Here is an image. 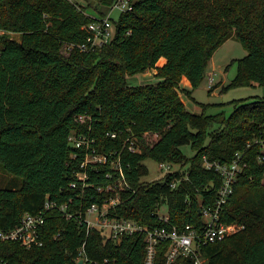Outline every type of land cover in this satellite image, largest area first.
<instances>
[{"label":"trees","instance_id":"16d2710c","mask_svg":"<svg viewBox=\"0 0 264 264\" xmlns=\"http://www.w3.org/2000/svg\"><path fill=\"white\" fill-rule=\"evenodd\" d=\"M95 1L0 0V169L21 180L0 188V231L15 228L26 213L45 216L41 245L0 241V264H78L83 244L85 264H145L144 234L114 243L73 216L44 210L50 200L65 205V213L84 214L113 195L95 192L109 183L106 165L86 170L81 197V182L70 188L84 156L70 145L71 136L94 140L98 154L118 152L124 138H137L139 152L122 153L131 191L109 216L148 229L200 227V207L215 202L221 184L204 160L229 164L239 153L246 168L221 219L242 229L201 247L200 257L203 264H264V159L259 146L247 148L264 131V98L235 103L225 118L190 113L180 97L182 78L196 89L215 50L232 36L247 54L234 61L236 75L225 89L264 86V0H128L131 9L120 13L112 41L81 52L77 46L94 20L86 11L105 16L116 0ZM151 70L157 83L127 85L128 77ZM184 145L194 152L189 159L180 151ZM145 160L188 167L186 174L144 183ZM173 180H180L174 189ZM162 206L168 223L156 214ZM166 248L158 246L152 264H166ZM170 264L196 263L179 257Z\"/></svg>","mask_w":264,"mask_h":264},{"label":"built area","instance_id":"2783aa9c","mask_svg":"<svg viewBox=\"0 0 264 264\" xmlns=\"http://www.w3.org/2000/svg\"><path fill=\"white\" fill-rule=\"evenodd\" d=\"M117 8L121 12L131 9L128 0H116L109 11ZM109 13V12H108ZM108 13L105 16L93 17V21L87 25L89 36L85 42L78 45L81 52H93L99 48L108 45L114 37V25L109 18ZM211 82V80H210ZM84 117H79V121L83 122ZM115 134H111V138H115ZM70 145L84 150L83 160L79 167L81 170L75 174V180L71 182L70 188L75 189L77 183L81 182V190L77 196L81 197L87 187V169L97 171L99 166H108L109 170L105 177L109 179V183L105 187H97V193H112L108 198H103L100 202H93L85 209L84 214L81 209L75 211L73 214L65 213V205L57 206L54 201L46 200L44 203V210L56 209L66 218L75 217L77 220L85 223L87 230L96 229L102 231L106 237L118 243L125 236H132L136 233L144 234L145 237V264H152L157 248L163 243H167V248L164 254L166 264L174 262L179 257H193L196 264H203L200 257V248L209 244H214L224 240L225 238L236 234L242 229V226L237 224H225L222 222L221 214L224 205L233 194L235 185L238 181L239 175L246 168V162L243 161L242 155L235 154V159L229 164H220L217 162H207L204 160L203 166L208 170H214L221 178V184L218 188L216 200L207 206L200 207V214L202 218V225L196 227L194 225H185L182 229H177L174 226L148 229L140 226L133 220L117 219L109 216L112 209L122 202L121 194L131 191V186L127 182L125 169L129 168L128 163L122 162V153L127 151L129 153L139 152V145L137 138H124L122 149L120 151L109 152L108 154H98L94 148V140L84 136H71L69 138ZM260 147L259 160L264 159V131L251 142L247 143V148L252 145ZM158 169L162 174H174L177 171L186 174V170L175 169L174 164L157 163ZM184 175L183 179L186 180ZM180 180H173L170 183L172 189L176 188ZM95 196H91L93 200ZM72 202V200H69ZM81 206V205H80ZM158 219L164 223H168V214L160 215L156 212ZM44 213L37 215L24 214L21 217L19 224L9 231H0V241H19L27 248L41 245L39 240L38 230L44 224ZM82 260L85 264L87 259L84 255V244L81 246L77 255L76 261Z\"/></svg>","mask_w":264,"mask_h":264},{"label":"rangeland","instance_id":"374dc122","mask_svg":"<svg viewBox=\"0 0 264 264\" xmlns=\"http://www.w3.org/2000/svg\"><path fill=\"white\" fill-rule=\"evenodd\" d=\"M70 1L81 5L96 4L95 0ZM86 13L91 17H99L93 12L92 8H89ZM120 13L121 11L117 8L109 11L108 15L113 25H116L118 22ZM8 35L13 39H19V35L17 34L9 33ZM246 54V50L234 36L219 46L209 60L205 76L199 86L194 90H191V88L186 89L183 94L180 91V97L185 105V109L196 115L205 114L214 116L222 114L226 118L233 111L235 103L246 100L251 101L255 99H263L264 86H245L225 89L236 75V65L234 61L242 59ZM163 63L164 59H160L158 65ZM147 72L128 77L126 81L127 85L130 87H137L157 83L158 80L154 76L155 72L153 73L152 70L151 72ZM208 132H210V129ZM180 151L186 159H189L194 155V152L188 145L181 146ZM144 164L147 168V174L141 178L142 182L149 183L161 180L165 176V174L160 172L155 161L145 160ZM187 167L188 164L183 167H180L179 165L174 166L176 170H186ZM14 183L16 186H19L21 180L18 179V177L3 173L0 169V188ZM157 213L160 215H166V206L159 208Z\"/></svg>","mask_w":264,"mask_h":264},{"label":"crops","instance_id":"0c3cea01","mask_svg":"<svg viewBox=\"0 0 264 264\" xmlns=\"http://www.w3.org/2000/svg\"><path fill=\"white\" fill-rule=\"evenodd\" d=\"M160 65H162V64H160ZM152 71H153V73L155 72V70H152ZM180 86H181L182 89L186 90V89H189L190 88V83L188 82V80L186 78H182L181 83H180Z\"/></svg>","mask_w":264,"mask_h":264},{"label":"water","instance_id":"95a60500","mask_svg":"<svg viewBox=\"0 0 264 264\" xmlns=\"http://www.w3.org/2000/svg\"><path fill=\"white\" fill-rule=\"evenodd\" d=\"M78 264H82V260H80V261L78 262Z\"/></svg>","mask_w":264,"mask_h":264}]
</instances>
